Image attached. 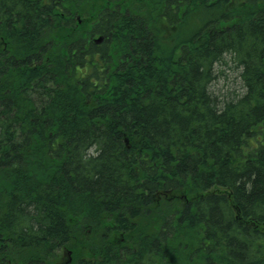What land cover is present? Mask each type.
Listing matches in <instances>:
<instances>
[{
    "label": "trees",
    "instance_id": "trees-1",
    "mask_svg": "<svg viewBox=\"0 0 264 264\" xmlns=\"http://www.w3.org/2000/svg\"><path fill=\"white\" fill-rule=\"evenodd\" d=\"M64 250L264 264V0H0V264Z\"/></svg>",
    "mask_w": 264,
    "mask_h": 264
},
{
    "label": "rangeland",
    "instance_id": "rangeland-1",
    "mask_svg": "<svg viewBox=\"0 0 264 264\" xmlns=\"http://www.w3.org/2000/svg\"><path fill=\"white\" fill-rule=\"evenodd\" d=\"M221 66V65H220ZM240 70L232 62L218 68V77L212 85V92L219 99H228L243 92ZM63 263L71 264L72 257L68 250L63 251Z\"/></svg>",
    "mask_w": 264,
    "mask_h": 264
},
{
    "label": "water",
    "instance_id": "water-1",
    "mask_svg": "<svg viewBox=\"0 0 264 264\" xmlns=\"http://www.w3.org/2000/svg\"><path fill=\"white\" fill-rule=\"evenodd\" d=\"M98 41H101V40H98Z\"/></svg>",
    "mask_w": 264,
    "mask_h": 264
}]
</instances>
